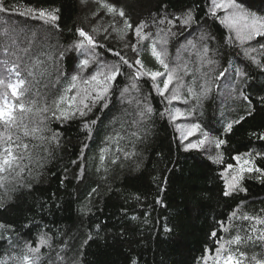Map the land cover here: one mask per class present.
I'll list each match as a JSON object with an SVG mask.
<instances>
[{
	"label": "trees",
	"instance_id": "trees-1",
	"mask_svg": "<svg viewBox=\"0 0 264 264\" xmlns=\"http://www.w3.org/2000/svg\"><path fill=\"white\" fill-rule=\"evenodd\" d=\"M108 2L123 8L134 25L145 21L148 25L145 31L150 32L153 39L158 38L160 28L167 32L171 27L172 32L177 33L176 36L169 34L168 43L163 45L167 50L166 62L171 67H175L172 60L178 48L189 46L193 49L188 45L189 40L193 41L194 53L181 56V66L187 65L190 70L187 75L180 73L185 83L182 96H187V85L194 79L198 88L208 77L218 75L225 68H229V72L239 69L245 73L235 94L237 98L226 104L222 112H219L214 92L216 84L225 77L212 83L209 96L202 99L193 115H188L203 131L227 140L219 150L223 153V163H213L209 156L200 152L184 151L175 123L170 122L167 115L161 116L169 108L167 100L157 93L146 76L138 81L139 90H132L131 70L122 65V73L107 97V108L101 110L102 105L98 104L86 116L77 115L63 123L52 118L51 112L32 117L37 121L48 117L45 123L52 131L60 133V142L57 145L25 138L31 154L30 160L21 163V167L27 166L25 170L19 176L16 175L19 169L0 173L4 177L0 181L3 185L0 187V225L5 226L0 228V260L6 264H20L19 258L25 254L26 245L35 247L40 238L46 236L50 247H41L42 264H73L74 261L80 264H132V261L135 264H197L206 248L210 256L215 255L218 245L216 238L210 235L212 231L223 238L222 243L238 233L241 235L243 242L229 247L237 256L239 251L246 253L244 264H253L254 256L264 258V242L258 239L264 232V224L241 218L243 215L264 218V176L244 173L241 184L247 191L229 197L223 195L225 179H231L244 159L252 158L257 167L264 168V157L255 155L264 153V140L253 135L264 134V105L259 99L264 96V70L244 54L246 49L255 48L256 51H249V55L264 62L259 44L241 45L235 41L234 34L210 15L211 0ZM243 3L264 14V0H243ZM3 4L7 10L0 12V80L4 81L0 94L7 92L10 104L16 101L6 85L16 82L14 64L19 66L20 79L26 81L20 102L32 100L36 107L51 106L69 86L73 75L87 78L96 71L91 63L82 72L77 68L79 61L86 58L73 49L81 39L77 28L88 31L104 45L96 49L100 60L118 63L114 52H120L130 61L136 58V53L125 47V44L135 43L134 34L129 32L122 40L119 31L109 27L114 24L116 29L122 28L120 17L114 18L99 9L97 0H87L84 4L81 0H3ZM28 8L59 9L58 26L20 14ZM188 10L194 17L189 26L182 28L178 21H174L173 26L158 23L161 18L172 19ZM97 11L94 17L92 13ZM94 27L99 31L92 32ZM230 35L232 42L228 41ZM151 42L144 43L140 58L148 69L163 71L147 50ZM203 44L208 45L207 57L216 61L214 65L203 64L196 54ZM212 68L215 71H211ZM158 83L163 87L162 79L158 78ZM126 86L130 90L122 96ZM240 92L250 97L255 111L235 125L231 133L222 135L224 125L245 112L248 102L239 98ZM133 97L154 109L151 118L136 127L130 125L137 106L127 102ZM189 102L191 109L184 113L191 111L196 103ZM91 120L97 123L92 126V136L88 138L83 124ZM26 122L32 126L30 121ZM132 131L142 137L134 146L128 138ZM117 132L125 139L119 143L106 142L107 137H115ZM50 135L51 132L43 133L45 137ZM85 144L87 147L83 148ZM118 147L134 151L136 155L126 159L117 152ZM102 148L107 149L103 165L99 159ZM209 151V155L216 156L218 150L212 146ZM114 155L120 157L116 164L111 163ZM237 155L242 157L239 162L232 158ZM74 160L77 163H72ZM229 164L233 165L232 169L227 168ZM93 188L97 191L89 196ZM157 199L163 203H156ZM233 212L237 214L235 217H232ZM221 223L228 231L221 228ZM253 225L257 231L251 230ZM165 226L172 231L165 233ZM89 234L93 239L84 245ZM57 253L64 257L63 261L57 260ZM208 264H212L211 259Z\"/></svg>",
	"mask_w": 264,
	"mask_h": 264
},
{
	"label": "snow or ice",
	"instance_id": "snow-or-ice-1",
	"mask_svg": "<svg viewBox=\"0 0 264 264\" xmlns=\"http://www.w3.org/2000/svg\"><path fill=\"white\" fill-rule=\"evenodd\" d=\"M81 3H87V0H81ZM97 3L99 4V9L105 10L106 14L112 15L114 18L116 16L120 17L123 25L122 28L116 29L114 24L110 25L109 27H112L113 30H118L122 40L128 36L129 32L134 34L136 38L135 43L125 44V47H130L131 50L136 53V58L130 61L120 52H114L113 54L119 58L118 63L109 64L106 61L100 60L96 49L103 48L104 45L98 43L94 35L90 34L88 31L84 30L83 28H77L76 33L81 39H79L73 45V49L79 51L86 57L85 59L79 61L77 68H79V70L82 72L85 68H89L91 63L96 68V71L92 72L87 78L73 75L71 77L69 86L53 101L52 105L49 107H36V102L32 100L20 102L21 98L25 94L24 86L26 81L24 79H20L19 66L14 64L13 69H15V76L17 79L15 83H7L6 88L11 92V98H13L16 102L11 104L9 103L7 92L0 94V173L12 172L16 169H19L16 172V175L19 176L20 173L25 170V167L27 166L25 165L24 167H21L22 161L25 159H31L29 143L25 142V138L39 139L42 141L46 140L49 143H56L57 145L59 144L60 133L54 132L48 128L47 124L45 123V120H47L48 117H44L43 119L37 121L32 119L33 116H36L40 113L51 112L52 118L63 123L75 118L77 115L80 117L86 116L98 104L102 105L101 110H103V108H107V97L109 96L114 83L122 73V65L127 66V68L131 70L129 80L131 81L130 88L132 90L138 91V81L141 77L146 76L151 79L153 82V87L157 93L161 97H164L169 105H171L173 101L177 100H181L185 104L189 103V101L196 102L193 105L192 110L188 113H184L178 108L174 111L166 108L165 111L161 113V116L163 117L167 115L170 122H174L181 117L193 115L196 107L200 105L202 99L208 97L212 91V83L219 81L221 77L226 78V74L230 70L229 68H225L214 77H208V74L205 73L204 75L208 77L205 82L200 84L197 88L195 86L194 79L192 84L187 85V96H182L181 89L185 87V83L183 76L180 75V73L183 72L184 75H187L190 70L188 69L187 65H184L183 67L179 65L176 67H171L169 63L166 62L165 57L167 56V50L165 47H163V45L168 43V35L170 34L172 36H176L177 33L172 32L171 27L167 29V32H165L163 28H160L157 33L158 38L153 39L152 34L145 31V29L148 27L145 21L142 20L134 25L123 8H117L114 4L109 3L108 0H97ZM6 10L7 9L3 4V0H0V12ZM59 11V9L36 10L28 8L25 12L20 14L35 16L36 18L43 20L46 24H51L52 26L56 27L58 26L56 22L60 18L58 15ZM98 11L93 12L92 15L96 17L98 15ZM209 13L212 17L216 18L221 25L228 29L231 34H234L235 41H238L241 45L250 44V42L255 41L260 46L261 55H264V43H261V40H264V14L247 7L243 3V0H211ZM220 13H223V15H220ZM174 21H178L182 28L191 25L194 22L192 11L188 10L182 16H174L172 19H168L167 17L161 18L158 23L160 25L167 24L169 26H173ZM98 31V27H94L92 29V32L94 33ZM104 31L107 32L108 29L105 28ZM160 33H164V35L161 36ZM203 39L204 37L202 36L201 40ZM149 40L152 42L148 45L147 50L157 61V63L163 68V71L148 69L140 58V52L143 48V45ZM228 41H233L232 35L229 36ZM158 45H160L159 50ZM188 45L193 48L196 47V45L191 40L188 41ZM108 51L112 52V49H108ZM249 51L254 52L256 49L250 47V49L245 50L244 54L253 63L257 64L258 67L264 70V62L258 61L256 57L249 55ZM208 52V45L203 44L201 51L197 54L200 56L203 64L211 66L214 65L216 61L207 57ZM63 55L64 53L61 52L60 56L63 57ZM4 63L7 64L8 61H5ZM210 70L215 71L214 68ZM9 71H12V69ZM197 71H199V69H197ZM235 74L238 77H243L245 75V73H242L239 69H236ZM158 78L162 79L163 87H161L158 83ZM174 81L176 83L170 89L169 86L173 85ZM3 84L4 81L0 80V85ZM52 86L55 87L54 84ZM217 87H219L218 84ZM130 88L126 86L122 90V96L124 93H128ZM73 90H76L74 95H67ZM235 91L236 90L233 89V92ZM232 98L236 99L237 97L233 96ZM239 98H242L244 101L248 102L245 105V112L238 118H234L233 120L227 122L224 125V131L222 135L231 133L235 125H239L247 117L252 116L253 112L255 111V107L248 95L240 92ZM259 99L261 104L264 105V96L259 97ZM127 102L129 104L134 102L137 106L132 124L130 126L136 127L137 125H142L145 121L151 118L154 109L150 104L142 103L139 99L134 97L130 98ZM26 121H30L32 126H29V123ZM96 123V120H91L83 124V129L86 130L88 138H91L93 132L92 126ZM176 127L179 130L182 126L176 125ZM46 131L51 132V135L48 137L43 136V133ZM198 132L201 134L200 138L195 141H189L186 144L183 143L184 141L188 140L189 137L196 135ZM253 135H256L257 139L259 140H264V134L253 133ZM128 138L133 146L142 139L137 131H132ZM124 139L125 136H121L120 133L117 132L115 137H107L106 142H112L115 140L117 143H119L120 140ZM226 144V139H223L220 136H211L209 132L202 130L199 123L187 125L186 134L182 133L181 136V145L186 152L192 149H202L206 145L214 146V148L218 150L217 155H209V159L212 160L213 163H223V153L219 150H221ZM34 147L37 146L34 145ZM86 147V144L83 145V148ZM43 150L46 153L51 154L48 148H44ZM106 152V148H102L100 150L101 154L99 159L101 165H103L105 162ZM117 152L121 153L126 159H131L136 155L134 151H126L122 147H118ZM246 155L249 157L252 156L251 153H247ZM255 155L264 157V153H256ZM232 158L238 162L242 159L240 155L234 156ZM119 159V155H114L111 158V163L116 164ZM72 163L75 164L77 161L74 160ZM227 168L232 169L233 165L229 164ZM99 170L100 168L98 167L97 171ZM29 171H31V169H29ZM105 171H107L106 168ZM225 171H227V169ZM244 173H260L261 176H264V168L257 167L252 158L244 159L239 170L231 176V179H225V186L223 189V195L225 197L232 196L237 192L247 191V189L241 184V181L244 178ZM77 178L79 179V176ZM3 179L4 177L0 176V181ZM2 186L3 185L0 184V187ZM96 191L97 189L93 188L92 192L89 193V196H91ZM136 199H139V196H137ZM156 203L162 204L163 201L157 199ZM236 215L237 214L235 212L232 213V217H235ZM241 218L243 220H255L258 224H264V218L255 216L250 217L248 215H243ZM132 219L135 220L136 217H132ZM3 227L5 226L0 225V228ZM97 228H99V225H97ZM221 228L224 231H228V229L222 223ZM251 230L257 231L254 225L252 226ZM164 231L165 233H170L172 229L165 226ZM210 235L211 237L216 238V243L218 245L215 250V255L210 256V250L206 248L204 254L198 258L197 264H201V262L202 264H208L209 259H211L212 264H244L243 257L246 255V253L237 249L236 251H239V256H237L236 253L229 247L232 244L239 245L243 242V238L241 235H239V233L233 236L230 240L223 243L221 242L223 238L219 237L216 231H212ZM247 238L251 239L250 236ZM92 239L93 236L89 234L84 240L83 244H88V242ZM258 239L264 242V232H261V235L258 237ZM44 246L50 247L46 236H42L38 245L35 247L26 245L25 254L19 258L20 264H42L41 247ZM57 260L63 261L64 257L60 253H57ZM252 261L253 264H264V258H257L254 256L252 257ZM0 264H6V262L0 260ZM73 264H80V262L74 261ZM132 264H135V261H132Z\"/></svg>",
	"mask_w": 264,
	"mask_h": 264
},
{
	"label": "rangeland",
	"instance_id": "rangeland-1",
	"mask_svg": "<svg viewBox=\"0 0 264 264\" xmlns=\"http://www.w3.org/2000/svg\"><path fill=\"white\" fill-rule=\"evenodd\" d=\"M255 41H252V43ZM193 50V51H192ZM194 48H190L189 46H181L178 48V52L176 54V57L172 60L173 64H175L176 66H181L183 64V59H182V54L183 57L185 54H189V53H194ZM197 52V51H196ZM187 54V55H188ZM197 54V53H196ZM181 57V58H180ZM182 67V66H181ZM236 72H229L226 74V78H224L223 80L220 81V83H218L219 87H217L216 84V91L214 93H216L218 101L217 103L219 104V112H222L226 106V104H229L231 102V100H234L232 97L235 96L237 89H238V85L240 83V79L242 77H238L235 74ZM233 89H235L236 91L233 92ZM218 90V91H217ZM231 93V95H230ZM236 97V96H235ZM178 102V103H177ZM169 108L171 110H175V109H180L182 112H187L189 109H191V103H183L181 100H177L172 102L171 105H169ZM221 115V113H220ZM175 126L176 125H181L182 127L178 130V133L180 135V141H181V136L182 133L186 134V129H187V125L194 123L191 119L190 116H188V119H184V117H181L179 119H177L176 121H174ZM177 128V127H176ZM200 133L198 132L196 135L189 137L188 140L184 141L183 143H188L189 141H195L198 138H200ZM183 148V147H182ZM210 148H212L211 145H206L204 148L196 150V149H192L189 151H196V152H200L202 153L205 157L209 156V150ZM184 150V149H183ZM236 173V171H234V174ZM232 174V175H234Z\"/></svg>",
	"mask_w": 264,
	"mask_h": 264
}]
</instances>
